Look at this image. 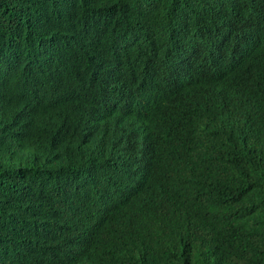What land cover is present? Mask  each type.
I'll list each match as a JSON object with an SVG mask.
<instances>
[{"label":"trees","instance_id":"trees-1","mask_svg":"<svg viewBox=\"0 0 264 264\" xmlns=\"http://www.w3.org/2000/svg\"><path fill=\"white\" fill-rule=\"evenodd\" d=\"M0 264H264V0H0Z\"/></svg>","mask_w":264,"mask_h":264},{"label":"water","instance_id":"water-1","mask_svg":"<svg viewBox=\"0 0 264 264\" xmlns=\"http://www.w3.org/2000/svg\"><path fill=\"white\" fill-rule=\"evenodd\" d=\"M68 102H75L76 104H79V105H81V104H84V105H86V104H90V107H91V109H93V110H95L94 111V113H93V116H95L96 115V113L97 112H103V105H102V103L101 102H99V101H96V100H85V101H80V98L77 100V99H75V98H70V100L68 101ZM67 102V103H68ZM94 107H96V108H94ZM73 116V115H72ZM74 118L73 119H76L79 123H80V126H79V130L78 131H80L81 129H83V127H84V124L86 125V123L89 121V117H88V115L83 111V110H81L79 113H78V115H75V116H73ZM87 127H90V126H87ZM124 133H125V131L122 129V130H120V128H118V130H117V136H122V135H124ZM92 139V137H90V139L89 140H91ZM97 143H95V145L100 149V150H103V151H110V150H112V148H114L113 150L115 151V148H116V145L113 143V139L110 137V136H108V135H104V134H101L98 138H97ZM64 150V149H63ZM18 151V150H17ZM19 152V154H20V157H22V158H25L24 157V150L23 151H18ZM111 153H113V152H111ZM82 155V154H81ZM83 156V155H82ZM82 158V157H81ZM80 158V159H81ZM79 159V160H80ZM134 159V158H133ZM131 166V165H130ZM123 169H127L126 168V163H124L123 164ZM125 172H126V170H125ZM66 181H70V182H66ZM73 180L71 179V180H63V182H61V180H59L57 183L59 184V185H62V186H66V185H70L71 184V182H72ZM99 180H89L88 182H87V184H89V185H92V184H97V187L95 188V189H97V188H100L99 186H100V184H99ZM90 190H92V187L90 188ZM90 190H87V191H85V192H83V194H91V191Z\"/></svg>","mask_w":264,"mask_h":264},{"label":"clouds","instance_id":"clouds-1","mask_svg":"<svg viewBox=\"0 0 264 264\" xmlns=\"http://www.w3.org/2000/svg\"><path fill=\"white\" fill-rule=\"evenodd\" d=\"M244 31H248V30L246 29V25L242 22L232 23L231 28L229 30V32L232 34L244 32ZM85 88H87L89 94L91 95L93 94L95 96L97 95V98L99 97V101L101 102H103L106 99L107 101L110 100V97L112 95V90L105 88V85L100 83L99 81L89 82L85 84Z\"/></svg>","mask_w":264,"mask_h":264},{"label":"bare ground","instance_id":"bare-ground-1","mask_svg":"<svg viewBox=\"0 0 264 264\" xmlns=\"http://www.w3.org/2000/svg\"><path fill=\"white\" fill-rule=\"evenodd\" d=\"M33 65H34V62H33ZM33 67V66H32ZM84 79V78H83ZM84 83H81L80 85H83ZM115 102V99L114 100H112V103H114ZM93 180H95V177L93 178ZM104 178H102V184H101V187L103 188V187H106V185L104 184ZM78 184V183H77ZM77 232L75 233V236H76V238H77Z\"/></svg>","mask_w":264,"mask_h":264}]
</instances>
